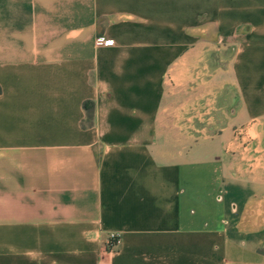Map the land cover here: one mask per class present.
Returning a JSON list of instances; mask_svg holds the SVG:
<instances>
[{
  "label": "crops",
  "instance_id": "obj_1",
  "mask_svg": "<svg viewBox=\"0 0 264 264\" xmlns=\"http://www.w3.org/2000/svg\"><path fill=\"white\" fill-rule=\"evenodd\" d=\"M0 264H264V0H0Z\"/></svg>",
  "mask_w": 264,
  "mask_h": 264
},
{
  "label": "built area",
  "instance_id": "obj_2",
  "mask_svg": "<svg viewBox=\"0 0 264 264\" xmlns=\"http://www.w3.org/2000/svg\"><path fill=\"white\" fill-rule=\"evenodd\" d=\"M113 44V40L107 39L104 36H100L95 40V45L96 46H110ZM117 243V237L115 235H110L109 240L107 242V246L110 249H113Z\"/></svg>",
  "mask_w": 264,
  "mask_h": 264
},
{
  "label": "trees",
  "instance_id": "obj_3",
  "mask_svg": "<svg viewBox=\"0 0 264 264\" xmlns=\"http://www.w3.org/2000/svg\"><path fill=\"white\" fill-rule=\"evenodd\" d=\"M84 108H85L86 113H87V120L90 122L91 117H92V108H93L92 102H85Z\"/></svg>",
  "mask_w": 264,
  "mask_h": 264
}]
</instances>
